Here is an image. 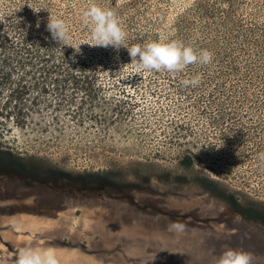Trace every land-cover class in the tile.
I'll return each mask as SVG.
<instances>
[{"label": "rangeland", "instance_id": "1", "mask_svg": "<svg viewBox=\"0 0 264 264\" xmlns=\"http://www.w3.org/2000/svg\"><path fill=\"white\" fill-rule=\"evenodd\" d=\"M89 1L116 14L128 46L182 41L212 60L102 75L95 103L57 84L20 105L24 125H2L0 264L27 247L53 248L58 264H215L225 246L264 264V115L240 104L251 90L236 94L264 79V0Z\"/></svg>", "mask_w": 264, "mask_h": 264}, {"label": "trees", "instance_id": "2", "mask_svg": "<svg viewBox=\"0 0 264 264\" xmlns=\"http://www.w3.org/2000/svg\"><path fill=\"white\" fill-rule=\"evenodd\" d=\"M90 5L89 0H0V165L11 161L5 158L9 155L8 146L3 141L7 126L3 128L2 125L13 115L15 124L23 126L29 115V110L23 112L20 105L29 104V109L39 106L42 102L40 91L54 88L57 84L70 85L79 90L82 103H95L101 99L102 75L131 74L134 68H138L131 63L126 48L117 50L111 46H96L90 37L89 25L82 18L83 11ZM133 15L134 19L133 16L128 19L131 24L137 20ZM49 17L62 19L66 26L67 39L60 44L47 30ZM161 32L164 34V31ZM252 82V85L243 87V92L236 94L247 96L251 90L250 96L253 97L240 101V104L250 107L258 117H263L264 79L259 76ZM122 97L129 95L122 93ZM12 102L15 106H12L13 111L10 108ZM117 103L118 108L125 109V103ZM212 104L215 103L203 101V105ZM134 105L127 104L128 107ZM250 117L253 115L247 118ZM184 126L183 131L188 130L192 135V126ZM175 163L182 170H187L194 165V158L191 153H182ZM188 178L202 180L207 176L198 178L191 174ZM167 179L175 181L179 176L171 173ZM252 209L249 212L258 217Z\"/></svg>", "mask_w": 264, "mask_h": 264}, {"label": "clouds", "instance_id": "3", "mask_svg": "<svg viewBox=\"0 0 264 264\" xmlns=\"http://www.w3.org/2000/svg\"><path fill=\"white\" fill-rule=\"evenodd\" d=\"M84 22L90 27V37L96 46L114 49L124 47L131 57V63L146 71L161 69L170 73H179L193 63L207 65L212 60V53L207 49L199 52L182 41L149 42L143 46H126L125 32L122 29L116 14L96 4L88 6L82 13ZM47 30L54 40L61 42L67 39V29L62 19L49 17ZM200 76L182 80L185 86L198 85ZM259 157L264 160V153ZM171 230L181 232L186 225L173 221L169 225ZM15 264H58L56 252L53 248L27 247L15 254ZM215 264H253V254L244 250H237L225 246L224 250L215 258Z\"/></svg>", "mask_w": 264, "mask_h": 264}]
</instances>
